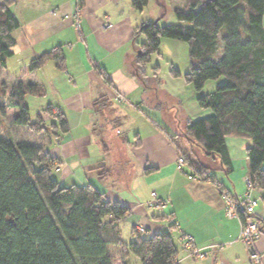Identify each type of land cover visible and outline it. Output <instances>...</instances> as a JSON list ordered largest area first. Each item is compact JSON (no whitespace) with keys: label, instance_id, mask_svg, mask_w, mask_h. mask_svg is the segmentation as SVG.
Returning <instances> with one entry per match:
<instances>
[{"label":"crops","instance_id":"crops-1","mask_svg":"<svg viewBox=\"0 0 264 264\" xmlns=\"http://www.w3.org/2000/svg\"><path fill=\"white\" fill-rule=\"evenodd\" d=\"M115 1L82 0L81 6L78 0L12 2L9 9L19 26L11 33L13 53L0 69V81L43 85L45 94L40 97L46 103L44 107L52 105L53 111L65 114L68 130L50 134L43 145L55 158L53 167L61 184L84 185L93 180L104 183L111 177L110 172L116 171L115 165L122 169L121 182L114 180L102 191L129 208L119 227L122 231L124 225L128 234L131 227L130 241L135 236L134 226L141 224L144 231L152 232L149 236L175 234L182 248L180 253L177 248V264H254L252 251L260 254L264 264V237L252 245L238 238L241 218L226 215L223 197L216 188L217 182L234 194L247 191L244 177L248 175L246 148L250 141L235 136L225 138L232 164V171L226 175L217 158L201 152L185 138L173 139L187 120L212 114L209 108H199L196 99L212 90L218 81L211 89L197 91L182 76L170 73L174 80L181 81L180 87L172 84L168 95L176 99L183 117L175 115L178 122L171 125L173 133L165 129L158 121V113L151 117L144 109L148 68L145 75H137L134 51L130 48L128 52L126 45L139 22L135 23L131 2V6L119 8ZM59 47L65 57L64 69L48 60L36 70H27L34 57ZM152 84L158 101L152 108L160 112L162 101L157 87L166 88L159 78ZM118 94L124 98L118 100ZM181 151L212 168L214 179L197 177L195 173L197 176L189 177L193 167L187 162L180 167L177 163ZM101 166L107 169L105 177ZM95 183L92 184L96 186ZM152 192L165 200L162 206L148 205ZM250 193L261 199L254 216L264 222V189L254 187ZM187 235L193 239L192 246L207 252L205 256L188 254L184 248ZM119 263L120 259L116 264Z\"/></svg>","mask_w":264,"mask_h":264},{"label":"trees","instance_id":"trees-1","mask_svg":"<svg viewBox=\"0 0 264 264\" xmlns=\"http://www.w3.org/2000/svg\"><path fill=\"white\" fill-rule=\"evenodd\" d=\"M14 1L0 0V69L13 53L11 33L19 26L9 9ZM147 1L131 0V5L142 10ZM78 3L81 6L82 0ZM175 13L178 23L160 25L151 20L135 26L133 40L142 34L146 38L135 49L137 75H145L153 53L160 54L161 38L185 41L190 68L184 73L171 68V75L182 76L197 91L207 80L218 82L196 99L201 109L209 108L212 114L187 120L173 139L185 138L217 158L226 175L232 164L225 138L248 139L247 177L252 188L264 189V0H187L184 9ZM64 59L60 47L48 50L34 57L27 70H36L48 60L64 69ZM44 94L43 85L35 82L0 81V120L13 108L14 125L35 133H65V114L60 110L52 114V105L31 117L26 96ZM45 116L51 120L47 122ZM181 153L194 169L190 176L214 179L212 168ZM54 162L43 146L0 137V264H114L111 246L118 249L119 264H131V255L140 264H177L171 234L141 237L133 229L134 238L123 242L119 225L129 208L92 183L61 184ZM106 171L103 167V177Z\"/></svg>","mask_w":264,"mask_h":264},{"label":"rangeland","instance_id":"rangeland-1","mask_svg":"<svg viewBox=\"0 0 264 264\" xmlns=\"http://www.w3.org/2000/svg\"><path fill=\"white\" fill-rule=\"evenodd\" d=\"M187 0H148L147 4L143 7L142 10H135L131 9L133 14L135 15V23H138L140 21H151V20H158V23L160 25L164 24H172V23H178V18L175 13L176 9H184L185 2ZM201 1H206V0H201ZM114 2V1H113ZM117 6L119 8L123 7L126 8L127 4L129 6L131 0H116ZM131 8V7H130ZM122 31L127 34V30L122 27ZM125 34L122 33V37H124ZM145 36L139 35L136 37L134 40L132 39V32L131 35L129 36L128 43H126L128 47V52L129 49L132 48L134 51L133 55L135 54V49L136 47L141 43L145 41ZM124 50V49H123ZM129 56V54H127ZM191 64V59L189 57V51H188V45L185 41L179 40V39H173V38H161V45H160V54L159 53H153L151 55L150 62L147 65L148 68V76L146 78V81L148 82L149 88L147 89V99L145 100V105L144 109L147 111V113L151 117H156L154 114L158 113V121L171 133H173L171 130L173 127L171 126L172 123L178 122V120L175 118V115H177L178 119H182L183 117V111H181L179 108V104L177 103L176 99L173 96L168 95V90L169 88L172 87L173 83H176L179 87L178 83L181 81L174 80L171 75H170V69L175 68L179 69L181 72H185L190 68ZM156 65H159L157 70L152 69ZM157 78L162 80V83L164 82V87L166 89H163V87H157L159 85H156L158 88V98L162 101L161 107H160V112H155L154 108H152L153 104L157 103V99L155 98V93L157 94V91H155L153 88V84ZM173 79V81H172ZM216 80H207L203 86V91H206L208 89H211L215 83ZM9 83V82H8ZM160 86V85H159ZM178 87V88H179ZM160 95V96H159ZM26 103L29 107V112L31 117H35V115L40 112L41 108H43L46 103L44 99L41 97H34L31 95H27L26 98ZM158 107V106H155ZM200 108V107H199ZM13 112H15V109L13 108H8L6 110V114L2 116L0 120V137L3 138H11L14 141H23V142H29V143H35L37 145L43 146L47 142V138L49 136V132L46 131H41L38 133H35L31 130H29L25 126H20V125H14L12 123V115ZM55 114L56 111H52V114ZM47 117V116H45ZM49 122V121H47ZM123 130V128H122ZM176 131V130H174ZM197 146V145H195ZM199 150H202L200 147H197ZM203 152V151H201ZM116 171H111L110 176L104 183H95L94 180L92 183H95L99 189L104 190L105 186L114 181L121 182V177L119 173H122V169L117 165L114 166ZM57 169V168H56ZM116 173V176H115ZM56 177L59 179V174L54 173ZM124 180V179H122ZM60 183L61 180L59 179ZM118 184V183H117ZM116 184V185H117ZM148 225V224H147ZM122 225V234L121 238L123 242L127 243L130 241L128 239L131 235V227H128L129 234L127 233L126 229H123ZM150 227V226H149ZM135 228V226H134ZM136 231V228H135ZM152 232H149V230L144 231L139 233L141 237H148ZM172 233V238L173 241L175 242L179 253L182 252V248L180 246V242L178 238L175 236V234ZM128 234V236H127ZM242 241V240H241ZM244 242V241H242ZM244 244V243H243ZM117 247L111 246L109 248V254L112 258V261L114 264L116 262L118 263L119 256H118V249ZM131 264H140L138 258H136L134 255H131Z\"/></svg>","mask_w":264,"mask_h":264},{"label":"built area","instance_id":"built-area-1","mask_svg":"<svg viewBox=\"0 0 264 264\" xmlns=\"http://www.w3.org/2000/svg\"><path fill=\"white\" fill-rule=\"evenodd\" d=\"M118 100L123 99V95L118 94L116 96ZM186 162L184 154L180 153L177 158L178 166ZM192 177V176H189ZM247 190L252 188L247 176L244 177ZM216 188L223 197L224 210L228 217H235L242 215L241 226L238 233V238L244 241L247 245H252L253 242L259 237H264V222H259L254 216L255 207L260 201V198H255L251 195L250 191H246L244 194H233L226 190L220 183L216 182ZM153 198L148 203L149 206L160 205L165 203V200L156 197L155 192H152ZM136 231L143 232L145 228L141 224L135 225ZM192 237L190 235L185 236L184 248L187 250L189 255H195L197 257H203L206 255V251L201 250L192 246ZM251 260L254 264H262L260 254L256 251H252Z\"/></svg>","mask_w":264,"mask_h":264}]
</instances>
